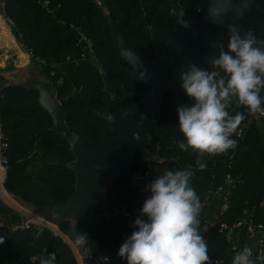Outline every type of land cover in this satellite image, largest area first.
I'll return each mask as SVG.
<instances>
[{"label": "trees", "instance_id": "obj_1", "mask_svg": "<svg viewBox=\"0 0 264 264\" xmlns=\"http://www.w3.org/2000/svg\"><path fill=\"white\" fill-rule=\"evenodd\" d=\"M99 1L100 5L96 0H5L4 6L5 15L13 24V34L27 51L44 60L43 64L36 63L45 68L52 90L62 102L68 128L89 147L102 138L108 114H115L138 99L113 98L105 89L103 74L120 97L147 89L146 84L130 74V65L124 61L114 40L109 17L134 51L146 58L154 56L153 34L165 41L177 25L170 0ZM208 1L179 0V3L198 17ZM83 38L90 43V52L85 49ZM214 68L209 65L206 69L213 71ZM218 70V76L223 77L222 70ZM260 95L264 98V89ZM179 97L184 104L192 103L183 89ZM177 106L174 91H166L144 142L152 156L145 157L137 151L131 170L145 177L151 171L150 182L166 170L192 172L190 183L203 208L216 194L218 205L204 217L202 208L199 227L207 242L209 257L220 260L219 264H232L235 252L242 250L248 241L246 222L234 229L230 240L220 230V223L232 225L249 217L255 226L264 224V134L261 129L264 115L260 124L250 122V111L233 98L228 108L230 115L240 112L245 117L239 126L242 134L232 136L237 146L222 154L200 157L206 163V168L200 170L196 163L198 153L190 148L182 151L175 142L184 139L178 127ZM52 125V116L40 104L36 89L9 83L0 74V129L7 141L3 186L11 196L34 207H57L75 188L76 173L71 166L74 153ZM226 173L236 182L230 188L227 209L219 214L218 187ZM144 196L140 185H134L127 175H122L107 185L103 204L90 217L75 224L62 220L58 228L74 242L77 235L85 234L88 241L84 246L98 258L96 264H127L117 253L124 239L137 230L133 221L141 215ZM104 211L108 214L103 215ZM206 224V229H202ZM0 238H3L0 264H18L22 257H31L33 264H41V259L49 258L48 252L57 254L64 245L62 236L46 226L17 231L0 227Z\"/></svg>", "mask_w": 264, "mask_h": 264}, {"label": "clouds", "instance_id": "obj_2", "mask_svg": "<svg viewBox=\"0 0 264 264\" xmlns=\"http://www.w3.org/2000/svg\"><path fill=\"white\" fill-rule=\"evenodd\" d=\"M251 3L252 0L235 3L211 0L206 18L213 24L224 25V17L231 11L243 19ZM180 24L189 27L184 19ZM226 28L227 50L223 42L210 45L218 51V56L211 58L209 64L222 70L223 77L217 78L216 71L200 68L190 61L187 69L179 72L181 88L192 103L176 108L184 139L175 142L182 151L190 148L198 153L196 163L200 170L206 168L200 157L222 154L237 146L232 136L240 134L238 128L245 117L240 112L230 115L228 108L233 98L251 113L264 115V98L260 95L264 89V39H258L254 29L242 30L238 24L229 23ZM191 176L188 170H166L146 185L145 190L151 195L144 200L141 215L133 221L137 230L124 239L117 253L127 264H212L199 227L203 204L191 186ZM87 241L86 235L80 233L75 244L83 246ZM54 261L55 254H50L48 259H41V264H54ZM257 261L264 262V252L254 260L252 249L246 245L235 252L232 264Z\"/></svg>", "mask_w": 264, "mask_h": 264}, {"label": "water", "instance_id": "obj_3", "mask_svg": "<svg viewBox=\"0 0 264 264\" xmlns=\"http://www.w3.org/2000/svg\"><path fill=\"white\" fill-rule=\"evenodd\" d=\"M210 2L211 0L208 1L206 9L200 12L198 17H195L183 8L179 0H170L171 13L175 17L177 25L165 41L153 34V58L139 56L131 44L122 37L114 20L109 17L114 40L124 61L130 65V74L136 80L146 84L147 89L142 92H127L120 97L115 86L103 74L105 89L113 95V98L137 97L138 99L129 107L115 114L107 115V129L102 138L92 147L87 146L79 135L68 128L62 102L54 97L53 92L52 96L59 107L58 120L62 129L56 127L55 112L42 106L52 116V128L67 140L74 153L71 166L76 173V183L71 196L61 205L54 208H35L49 211L54 215L57 214L59 218L54 220L57 224L62 220L69 219L67 216L69 208H76L78 215L72 224L74 221L77 223V221L86 219L93 214L95 207L98 208L96 206L98 200L101 201L100 205L103 204L107 185L122 175H127L134 185H140L143 188L145 196L142 200L150 197L151 193L145 188L150 183L151 171H148L145 178H138L131 170V165L137 151H141L145 157L152 156L145 149L144 142L155 122L163 94L168 90H173L178 105H184L179 97V91L182 89L179 72L187 69L189 61L203 69L211 65L209 64L210 59L218 56V51L210 46L213 42H223L225 50H227L226 43L229 33L226 24H238L242 30L254 29L257 38L262 39L264 0H252L243 19L237 18L234 12H228L224 17V25L213 24L206 18ZM235 2L238 0H234ZM1 13L2 8L0 7ZM181 13H184L183 17H181ZM181 19L186 20L189 27H183L180 24ZM217 78L220 77L217 76ZM12 84L36 89L19 83ZM258 236L259 232H256L253 241H256ZM18 264H33V260L31 257H22Z\"/></svg>", "mask_w": 264, "mask_h": 264}, {"label": "crops", "instance_id": "obj_4", "mask_svg": "<svg viewBox=\"0 0 264 264\" xmlns=\"http://www.w3.org/2000/svg\"><path fill=\"white\" fill-rule=\"evenodd\" d=\"M86 49V48H85ZM87 50V49H86ZM88 51V50H87ZM0 74L8 82L19 83L35 87L38 91L39 102L44 107L55 112L56 127L62 129L59 124V107L54 100L51 82L47 76L45 68L33 61L29 52L21 45L18 38L12 32V26L0 14ZM250 122L260 124L258 113H251ZM264 134V125L261 126ZM101 201H97L99 207ZM102 205V204H101ZM100 205V206H101ZM218 205V196L216 194L207 201L203 208L202 216L206 215ZM97 208V207H95ZM78 215L76 208H69L68 220L73 222ZM0 217L5 218L8 223H20L24 220H32L50 228L54 233L62 236L64 245L57 251L58 264H83V260L78 246L60 232L58 224L54 220L58 215L49 213V211L40 210L30 206L13 196L5 188H0ZM237 237V236H236Z\"/></svg>", "mask_w": 264, "mask_h": 264}, {"label": "built area", "instance_id": "obj_5", "mask_svg": "<svg viewBox=\"0 0 264 264\" xmlns=\"http://www.w3.org/2000/svg\"><path fill=\"white\" fill-rule=\"evenodd\" d=\"M96 3L100 5V1L96 0ZM5 0H0V7L2 8V13L1 15L6 19L8 24L12 26V21L5 15ZM85 42V48L90 52V43L88 40L84 39ZM22 45V44H21ZM23 46V45H22ZM30 56L32 57L33 61L38 62L40 64L44 63V60L42 58H39L38 56H34L30 51H28ZM213 71L217 72V76L219 75V70L217 68H214ZM54 97L57 99L56 94L54 93ZM58 100V99H57ZM259 117L261 118L263 115L259 114ZM238 133H240L238 136L242 134V128L238 129ZM6 148H7V141L5 140L4 134L2 133L0 129V188H4L3 182L6 176V169H7V157H6ZM138 178H145V176H137ZM236 179L233 178L230 174H225L224 182L218 187V192L221 196L219 206H218V211L219 214H222L225 212V210L228 207V194L230 192V188L235 185ZM246 212V210H245ZM103 215H107L108 211H104L102 213ZM249 216V214H248ZM246 222V235H247V243L244 246H249L252 249V258L255 260L256 256L259 255L261 252H264V224H260L258 226H255L252 224L250 221L249 217H246V219L240 220L235 222L232 225H228L225 222L220 223V230H224L225 235L228 240L234 236V229L238 226H240L242 223ZM214 221H210V224H214ZM208 224L202 226V229H206ZM37 227V226H43L42 224H39L37 222H33L32 220H24L20 223H8L6 220L0 217V227L5 228L7 230L11 231H17L20 229L24 228H29V227ZM256 232H259L258 239L256 241H253L254 234ZM236 237V236H235ZM243 246V247H244ZM78 249L80 251L83 264H96L98 258H96L90 251L87 250V248L83 246H78ZM243 249V248H242ZM50 254H55V261L54 264H58L57 260V254L55 252H48V256ZM212 261V264H219L220 260L216 258H210ZM260 262V261H257Z\"/></svg>", "mask_w": 264, "mask_h": 264}, {"label": "bare ground", "instance_id": "obj_6", "mask_svg": "<svg viewBox=\"0 0 264 264\" xmlns=\"http://www.w3.org/2000/svg\"><path fill=\"white\" fill-rule=\"evenodd\" d=\"M55 232V231H54Z\"/></svg>", "mask_w": 264, "mask_h": 264}]
</instances>
